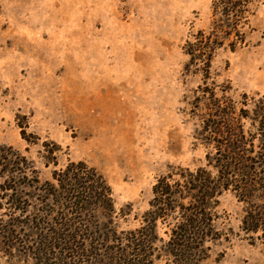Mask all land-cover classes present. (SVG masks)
Listing matches in <instances>:
<instances>
[{"label": "rangeland", "instance_id": "374dc122", "mask_svg": "<svg viewBox=\"0 0 264 264\" xmlns=\"http://www.w3.org/2000/svg\"><path fill=\"white\" fill-rule=\"evenodd\" d=\"M214 1L0 0V264H96L58 250L48 229L60 220L38 199L42 189L18 185L25 209L9 208L7 168L20 183L42 182L84 161L110 185L119 229L140 222L157 178L215 173L206 159L214 149L198 136L206 114L198 87L226 88L236 108L243 93L264 98V0H251L244 42L219 47L205 79L185 43L210 30ZM234 184L211 206L219 238L199 264H264V232L244 229L249 202ZM167 229L158 228L165 241ZM167 261L162 254L153 264Z\"/></svg>", "mask_w": 264, "mask_h": 264}, {"label": "trees", "instance_id": "16d2710c", "mask_svg": "<svg viewBox=\"0 0 264 264\" xmlns=\"http://www.w3.org/2000/svg\"><path fill=\"white\" fill-rule=\"evenodd\" d=\"M250 3L251 0H215L214 14L218 17L213 19L210 30L198 31L193 40L186 41L189 63L202 70L205 79L210 76L211 60L219 47L227 41L228 47L235 49L237 43L244 42L239 26L247 20ZM198 90L196 99L206 109L198 136L214 149L213 153L207 152L206 159L215 173L198 167L187 175L178 174L183 180L172 175L157 178L149 207L136 226L117 227L110 185L101 172L82 160L53 169L52 179L42 182L33 177L20 183L15 178L19 172L16 167L5 169L7 177L1 186L10 191L5 202L11 210L21 212L28 200L18 196V185L42 189V199H38L51 201L57 209L53 215L60 220L59 226L48 229L58 250L76 258H93L96 264H153L162 254L167 264H199L210 251L207 243L219 238L213 227L212 205L217 204L221 190L235 186L234 181L242 184L241 197L249 202L242 221L244 229L264 232V98L243 93L242 106L236 108L226 88L217 95L215 87L204 82ZM245 121L249 122L248 128ZM26 172L22 171L23 179L28 178ZM235 189L238 190L236 186ZM257 190L262 199L250 202ZM125 208L121 214L128 213L130 204ZM160 225L168 228L166 241L159 235Z\"/></svg>", "mask_w": 264, "mask_h": 264}]
</instances>
